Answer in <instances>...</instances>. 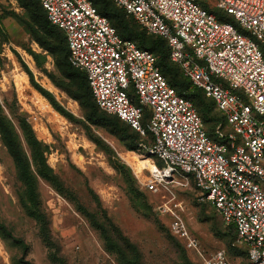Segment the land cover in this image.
<instances>
[{"label":"built area","instance_id":"1","mask_svg":"<svg viewBox=\"0 0 264 264\" xmlns=\"http://www.w3.org/2000/svg\"><path fill=\"white\" fill-rule=\"evenodd\" d=\"M113 1L164 39L171 61L214 101L225 119L214 136L192 101L162 75L156 56L120 37L89 0H39L65 35L69 61L85 73L97 106L143 137L149 131L152 140L140 148L158 161V171L149 170L147 189L158 192L185 179L200 203L235 228L247 264H264V0ZM161 209L173 217L171 232L197 249L181 204ZM203 264L231 263L221 249Z\"/></svg>","mask_w":264,"mask_h":264},{"label":"rangeland","instance_id":"2","mask_svg":"<svg viewBox=\"0 0 264 264\" xmlns=\"http://www.w3.org/2000/svg\"><path fill=\"white\" fill-rule=\"evenodd\" d=\"M30 23L18 0H0V104L29 159L21 128L24 121L43 143L49 166L76 198L59 193L37 176L55 245L47 247L36 221L20 204L23 186L0 134V220L28 245L22 258V247L0 234V264H57L49 259L51 253L64 257L67 264H123L107 249L101 230L86 214H95L101 221L107 216L138 247L145 264H203L221 249L227 251L231 264H247L246 250L234 233L211 205L198 201L185 179L177 177L158 192L147 189L149 170L157 171L158 161L138 145L130 147V141L112 133L108 125L88 120V108L66 88L69 79L57 67L55 56L32 37ZM31 77L70 117L34 87ZM210 125L204 121L207 130ZM145 159L153 168L138 173L134 165ZM134 202L144 205L141 212L146 216L134 208ZM174 203L181 204L180 216L197 249L171 232L173 217L162 213L161 207Z\"/></svg>","mask_w":264,"mask_h":264},{"label":"trees","instance_id":"3","mask_svg":"<svg viewBox=\"0 0 264 264\" xmlns=\"http://www.w3.org/2000/svg\"><path fill=\"white\" fill-rule=\"evenodd\" d=\"M89 1L97 8L102 16L110 21L120 37L134 42L139 48L147 50L156 56L157 66L168 83L176 89L179 95L192 101L203 123L204 121L211 123L209 130L206 129L209 136H214L218 126L221 124L223 126L225 125V119L219 112L216 111V113L211 116L213 110H216L214 101L207 98L205 93L183 74L180 67L171 61L169 47L164 39L149 34L131 15L127 14L123 8L118 7L113 0ZM18 2L20 7L27 10L28 16L31 19L30 32L32 37L40 43L43 49L55 56L57 67L71 83L67 84L66 88L69 89V92L75 99H78L83 106L88 108V120L92 123L108 125L112 133L118 134L123 140L130 141V147H133V145H138L140 147V144L143 142L148 144L152 140V137L147 129L146 136H148V141L118 116L108 114L97 106L85 73L73 67L69 61V51L65 35L48 20L47 14L39 0H18ZM205 6L208 7L206 4ZM209 10L216 14L219 20L231 21L230 18L226 19V16L219 10L215 8H209ZM35 58L37 59L38 57L36 56ZM29 74L31 76V73ZM31 82L39 92L45 95L52 104L56 106L54 98L50 93H47L43 88L37 85L32 77ZM133 92L134 90L131 88L130 95L133 96ZM56 108L59 112L70 117L61 107L56 106ZM148 118L149 112L145 110L143 118L144 127L147 125ZM21 128L31 152V159H29L22 148L19 135L12 122L4 115L0 104V134L14 158L17 176L23 186V191L20 195V204L25 213L36 221L43 242L47 247L51 248L55 245L50 228V221L42 209L37 176L48 182L59 193L72 195V198L76 196V193H74L54 169L49 166L43 143L38 140L30 125L24 121ZM97 143L99 144V142ZM32 166L35 168V171ZM133 204L134 208L139 213H142L141 211L144 205L142 206L135 202ZM86 216L96 228L101 230L107 249L115 253L121 263L145 264L141 259L138 247L132 244L128 237L125 236L107 216L103 217V221L95 214H86ZM144 216L146 215L144 214ZM228 230L234 233L236 239L235 228L230 226ZM0 234L22 247V258L27 255L28 245L25 240L15 236L1 220ZM244 252L247 254V250ZM49 259L57 264H67L64 257L58 254H49Z\"/></svg>","mask_w":264,"mask_h":264},{"label":"bare ground","instance_id":"4","mask_svg":"<svg viewBox=\"0 0 264 264\" xmlns=\"http://www.w3.org/2000/svg\"><path fill=\"white\" fill-rule=\"evenodd\" d=\"M130 161V160H129ZM136 161V160H135ZM130 162H134V161H130ZM135 170L139 173L141 172L143 169H152L153 168V165H152V162L148 159H145V160H138L137 163H135ZM157 171H158V168H157ZM155 172V171H154Z\"/></svg>","mask_w":264,"mask_h":264}]
</instances>
